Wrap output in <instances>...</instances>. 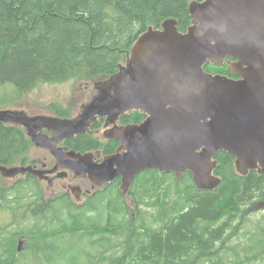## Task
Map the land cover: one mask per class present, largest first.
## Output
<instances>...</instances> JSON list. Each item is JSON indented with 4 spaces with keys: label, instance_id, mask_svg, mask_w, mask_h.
<instances>
[{
    "label": "trees",
    "instance_id": "16d2710c",
    "mask_svg": "<svg viewBox=\"0 0 264 264\" xmlns=\"http://www.w3.org/2000/svg\"><path fill=\"white\" fill-rule=\"evenodd\" d=\"M193 1L202 0H0V105L44 84L110 78L147 28L175 19L184 32ZM144 117L122 116L125 123ZM97 142L86 135L75 148L95 150ZM31 146L23 128L0 123V165L21 162ZM215 159L221 182L213 191L197 190L190 173L178 181L148 170L127 196L116 179L83 204L59 196L40 213L33 202L27 220L0 228V264H264V212L246 217L248 205L264 203V174L239 175L224 152ZM27 181L36 193L37 179Z\"/></svg>",
    "mask_w": 264,
    "mask_h": 264
},
{
    "label": "water",
    "instance_id": "95a60500",
    "mask_svg": "<svg viewBox=\"0 0 264 264\" xmlns=\"http://www.w3.org/2000/svg\"><path fill=\"white\" fill-rule=\"evenodd\" d=\"M188 11L191 23L184 32L175 19L142 32L126 63L95 84L97 94L76 117L0 110V123L24 128L31 143L57 161L50 172L0 165V175L43 180V173L66 168L98 187L119 178V190L127 196L137 176L157 170L178 181L190 173L197 190L213 191L221 182L215 174L219 152L233 157L241 176L264 174V0L193 1ZM224 63L234 78L205 70ZM132 112L145 119L112 126ZM98 118L108 127L104 138L119 143L114 154L98 163L92 153L57 148L65 139L90 133Z\"/></svg>",
    "mask_w": 264,
    "mask_h": 264
},
{
    "label": "flooded vegetation",
    "instance_id": "af4514ba",
    "mask_svg": "<svg viewBox=\"0 0 264 264\" xmlns=\"http://www.w3.org/2000/svg\"><path fill=\"white\" fill-rule=\"evenodd\" d=\"M227 61L228 59L225 60V62ZM219 67L222 68V71L227 73V74L222 73V75H225L229 78H234V76L227 71L226 63H224L222 66H219ZM77 115L72 116L69 114V116L65 118L72 119L76 117ZM54 117H57V116H55L54 114ZM144 119L145 117L142 119V121ZM129 124H137V123H134V122L125 123L123 122V118L121 116L112 126L120 127V126L129 125ZM112 126H109V127H112ZM107 128L108 127L105 126V119L98 118L94 123L91 124L89 128L90 133L79 134L71 138L65 139L62 142L57 144V148L65 149L66 151L64 150L63 151L66 153L74 152L76 154L79 153L81 155L85 153H92L93 155L92 161L100 163L102 162L105 156L114 154L119 146L118 142L104 138L103 132ZM25 133H26V130H25ZM42 133L46 135L48 138H52V134L49 133L46 129H44ZM86 135L92 136L94 139L98 141L97 149L84 150V148L80 146L75 148L76 142L78 144V141ZM110 141H112L111 143H116V144L114 145L113 152L111 154H106L105 151L110 146L108 145V142ZM22 157H23V160L21 162L16 163L15 165H12L10 167L32 166L33 168L37 170H40L43 172H50L54 169L56 162H57L55 157L52 156L47 150L43 148H37L33 144L30 147V149L25 152V155ZM28 176H31V175L24 174V175H18L14 178H11V180L8 181V183H6L8 186V191L0 193V214H5V217H7L6 222H8L6 223L5 227L11 225L13 221L22 222V221L27 220L29 217L30 211L33 212V207H30L31 205H33V202L37 204L36 206L38 207V212L43 213L44 202L46 200L56 199L57 197L61 196L69 200L70 203L83 204L86 202V200L88 201L91 200L96 194L99 193V191L105 188L106 185H109V184H105L103 187H98L94 185L88 178H78L77 179L74 177V174L70 170L66 168H58L57 171L53 174L43 173L42 176L46 177L43 180H39L37 177L32 176L36 178L38 181L36 183L37 192L35 193L33 191H29V183L27 181ZM115 180H113L110 184H112ZM76 182L83 183V184L87 183L88 185L87 189L83 190L81 186L72 185ZM44 184H46V186ZM76 187L78 188V190L76 189ZM29 199L32 201H30ZM35 199H37L36 200L37 202L34 201ZM259 204L263 205L262 209H264V203H259ZM9 229L11 230V228ZM22 244L23 242L22 243L20 241L18 242L17 250L22 251V248H23V246H21Z\"/></svg>",
    "mask_w": 264,
    "mask_h": 264
},
{
    "label": "rangeland",
    "instance_id": "374dc122",
    "mask_svg": "<svg viewBox=\"0 0 264 264\" xmlns=\"http://www.w3.org/2000/svg\"><path fill=\"white\" fill-rule=\"evenodd\" d=\"M103 81V80H101ZM98 80H69L67 82L56 84L41 85L29 93H25L15 104L5 107V104L0 105V110L14 109L23 111L28 116L47 115L54 116L52 105L60 107L68 111V114L75 116L82 111V108L91 101L97 94L95 84L101 82ZM11 98V96H9ZM11 179L0 176V193L7 192L8 186L6 183ZM46 186V184H44ZM57 185V184H56ZM72 185L81 186L83 190L87 189V183L76 182ZM42 187V186H41ZM254 202L246 207V217L255 220L264 212L263 205L259 202ZM7 217L5 214H0V227H5ZM252 226V223L249 227ZM22 246V245H21ZM20 246V247H21ZM47 257V256H46Z\"/></svg>",
    "mask_w": 264,
    "mask_h": 264
}]
</instances>
